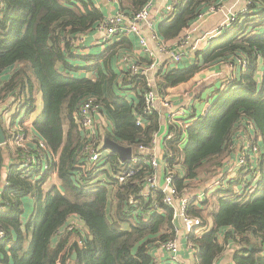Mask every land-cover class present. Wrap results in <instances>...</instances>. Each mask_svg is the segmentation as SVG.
Instances as JSON below:
<instances>
[{
    "label": "trees",
    "instance_id": "obj_1",
    "mask_svg": "<svg viewBox=\"0 0 264 264\" xmlns=\"http://www.w3.org/2000/svg\"><path fill=\"white\" fill-rule=\"evenodd\" d=\"M146 2L118 0L128 15ZM222 2L176 0L173 14L159 26L161 37H176ZM246 7L191 63L157 72V91L165 94L206 67L246 60L233 80L222 90L220 85L214 100L206 102L203 113L193 103L180 145L183 130L178 125L168 127L171 137L162 142V157L174 172L176 189L193 196L187 214L201 220L186 235L196 249L195 264H216L227 250L232 253L229 264H264V0H248ZM102 18L91 0H0V76L9 74L0 85V102L7 97L21 101L17 108L24 113L17 117L25 135H35L58 156V184L46 190L49 170L39 175L17 165L22 153L42 148L33 141L25 149H14L8 141L0 145V264H158L157 246L175 238L169 207L161 204L146 223L136 214L138 207L146 211L153 201L161 202V194L147 201L138 196L149 173L146 164L119 184L114 175L129 160L119 163L118 154L109 152L91 164L84 153L88 144L104 149V137L137 150L149 146L159 128L157 113L144 110L146 80L127 69L114 72L122 38L105 43V49L81 40L95 34ZM205 89L206 84L193 99L200 100ZM37 95L41 112L30 127L24 126ZM89 97L100 105L92 137L77 118ZM138 114L143 126L136 124ZM241 128L259 153L252 157L246 149V166L228 176L222 159ZM192 183L201 185L191 190ZM26 198L31 199V212L25 209ZM71 218L85 230L62 231Z\"/></svg>",
    "mask_w": 264,
    "mask_h": 264
},
{
    "label": "built area",
    "instance_id": "obj_2",
    "mask_svg": "<svg viewBox=\"0 0 264 264\" xmlns=\"http://www.w3.org/2000/svg\"><path fill=\"white\" fill-rule=\"evenodd\" d=\"M110 1V0H109ZM118 3V0H112ZM154 0H147L145 5L133 15H128L120 9L116 12L109 13L103 16L102 20L96 26V32L93 36V40L96 44H105L112 41L113 39H120L123 36L130 34H136L138 36V42L148 58L146 64H141L138 61H134L127 54H122L120 56L119 62L125 64V68L129 71L131 75L139 76L146 80L147 89L143 94L144 100V110L146 113L156 112L159 118V128L153 134L149 146H138L137 150L132 148L131 158L129 159L130 163L123 165V171L120 174H115V178L118 180V183H124L129 177H131L137 170L138 167L146 164L149 167V173L143 179L142 185L138 191V196L144 200L154 199L156 194H161V202L157 203L156 201L152 202L151 208L146 211H143L141 207H138V214L140 220L143 223L148 222L151 213L154 211L161 210V204L169 207L173 210L172 215V225L175 231V238L161 242L157 246L158 249L165 252L169 260L175 264H189L187 262H178L177 255L180 249V239L179 235H187L192 227L199 226L201 220L196 217H189L188 207L193 199L191 195L180 194L174 185L175 176L172 170H167V163L162 157L163 153V139L170 138L171 134L168 131V127L171 125H178L183 130L182 140L179 142V145L184 139L185 128L189 123V115L193 112V96L199 93L204 86L200 85L207 80L208 76L206 74L200 78L203 82L196 83L195 86L191 87L189 93H184L181 96V100L176 104L171 102L168 98V92L165 94H160L157 91V72L159 69H168L170 66H179L181 61L187 55V52L192 48L191 39L194 34L199 32L201 24L205 22L206 15L212 14L218 11L221 6L218 8L210 7L206 12L200 14L191 25L183 30L179 35L174 37V46L169 44L166 40L162 39L157 32L150 30L148 36L143 35L141 28L142 25H147L150 19V10ZM176 0H170V3L167 4L162 12L161 17L163 20L168 19L174 12ZM248 2L246 3L247 6ZM245 6L244 12L247 11ZM236 15L231 14L228 18L220 24L221 29L226 28L233 20H235ZM220 33V31H219ZM218 33V28L207 31L203 38L211 40L216 37ZM82 41L86 40L85 38L81 39ZM150 43L156 45V48L159 53L163 54L165 58L159 60L156 57L154 50L150 47ZM224 64L229 69V78L226 81L223 88L235 77V71L238 66H245V58H237L234 63H221ZM221 64L212 65L209 68L214 69L215 66H220ZM204 70L200 71L203 72ZM218 71H213L210 73V76L214 79H217ZM197 82V81H196ZM205 85V83H204ZM198 86L202 88L197 89ZM222 86V85H221ZM170 90V89H169ZM23 103L21 101H15L13 97H7L4 101L0 102V123H4L5 128V143L6 141L14 148H26V143L32 142L36 143L39 148L42 150L37 151L33 154H28L26 152L20 155V160L17 161L18 168L20 170H34L35 173L43 175L46 171L49 170L46 175L45 189L46 186L56 185L55 180L57 181L56 170L54 164L57 162V154L50 152L43 142L33 134L25 135L23 128L16 121L10 119L6 114L11 113L15 117L24 113L18 111L17 107H22ZM9 107V110L7 108ZM99 103L95 101L94 98L89 97L85 99L77 112V118L80 123V127L86 132L87 137H92L96 129V121L99 118ZM206 108V106H204ZM200 110L201 113L204 112L205 108ZM136 124L143 126V120L138 114L135 118ZM162 121V122H161ZM24 126L26 124L24 123ZM252 128V126H249ZM245 136V135H244ZM7 137V138H6ZM4 143V144H5ZM3 145V144H1ZM161 146L162 153L159 154L156 151V147ZM234 146L229 147L228 150H232ZM242 152L237 154L234 157V164H241L246 166L247 159L249 157L246 154V149H251L252 157H256L259 153V148L253 143L250 146L246 147V143H243ZM110 151L107 149H100L99 147H94L90 144L84 146V153L88 156V160L91 164H95L102 157H104ZM136 153H138L136 155ZM224 159V158H223ZM222 159V169L228 167V163H223ZM121 163L123 160L119 157L117 160ZM55 162V163H54ZM227 172H232L233 170L224 169ZM219 184V181L215 183V186ZM198 197V196H196ZM130 203L134 202V198L129 200ZM83 227V229H82ZM84 230V226L78 219H70L62 231H71V230ZM196 233H201L200 228L196 230ZM3 237V232L0 231V238ZM80 243V241H79ZM187 249L194 255H196V249L191 243H187Z\"/></svg>",
    "mask_w": 264,
    "mask_h": 264
},
{
    "label": "crops",
    "instance_id": "obj_3",
    "mask_svg": "<svg viewBox=\"0 0 264 264\" xmlns=\"http://www.w3.org/2000/svg\"><path fill=\"white\" fill-rule=\"evenodd\" d=\"M91 1H92L93 5L103 13V16H105V15H107L109 13H112V12H116L117 10L120 9L119 8V3H117L116 1H112V0H110V1L109 0H91ZM235 1L236 0H223V2L221 4V8L218 11H216V12H214L212 14L206 15V18H205L206 20H205V22L203 24H201L199 32L197 34H194L192 39H191V44L190 45L192 46V48H190L188 50L187 55L181 61L179 66L180 65H187V64L191 63L193 61L194 55L198 51H200L201 49L206 48V46L209 43V40L206 39V38H203V35L207 31H210V30L218 28V33H219V31L221 32V28H223V27L220 26V23H221L222 20L228 18V17H225L224 19H222L224 17V14H225L224 11H227V12L228 11H232L233 15H238V13L243 8H245L246 3H247L246 0L245 1L244 0L236 1L237 3H235ZM169 3H170V0H154L153 1L152 7H151V10H150L149 22L147 23V25H142V28H141V31H142L143 35L148 36L149 31L153 30V31L157 32L158 35L161 37V35L159 33V26H160V24H162L164 21L167 20V19L163 20L162 18H160L161 17V12H162L163 8ZM225 15H229V13L225 14ZM219 34H217V36ZM121 38H122L123 41H122V44L120 46H118L119 54H118L116 60L113 62L114 72L119 73V71H122V69H126L125 68L126 65L123 64V63L121 64V61L119 62L120 56L122 54H127L128 56L131 57L132 60L138 61L141 64H146L148 62V58L145 55V53L143 52V50L141 49V47L139 45V42H138V36L136 34H130V35H127V36H123ZM173 39L174 38L167 39L166 41L169 44L174 46L175 44H174V40ZM88 43L89 44L91 43V45H93V46H90V47H92L93 49L95 48L96 43L94 41H88ZM150 47L154 50L157 59H159L161 61V60H163L165 58V56L163 55L165 53H159L157 48H156V45H154L153 43H150ZM105 48H107V46H105L103 49H105ZM88 52L91 53L92 49L89 48ZM179 66H177V67H179ZM10 72H11V70H9V73ZM200 73H203V72L196 73L195 76L193 78H191L189 81L184 82L182 84H179V85H177V86H175L173 88H170V90L168 89V98L171 100V102L176 104L180 100V98H181V96L183 94L184 87H186V85H189L188 83L194 82L195 80L201 78V77L198 78ZM7 77H9L8 73L2 74L0 76V85H1L2 82H4L7 79ZM216 80H218V79H216ZM211 83H212V80L211 81H207L206 89L204 90L202 96L208 97L206 95V93L210 91L208 89V86ZM218 83L219 82H217L216 85H215L216 86L215 90H217V92L215 94H213V96L211 98L215 97L220 91V90L217 89ZM36 98H37V100H36V103H35V109H34L33 112H31L30 115H28L27 120L24 122L26 124V126H28V127H30V125L36 119V117L40 114L41 109H42V101H41L40 97L37 95ZM209 98L210 97H208L206 100H209ZM193 103H194L196 109L201 110L204 107V106H202V103L200 102L199 99L198 100H194L193 99ZM156 151L159 154H161L162 153L161 146H157L156 147ZM3 171H4L3 172V174H4L5 171H6V168H5V170L3 169ZM2 183H3V180L0 177V184H2ZM57 184H58V181H57ZM31 204H32L31 199H28V198L24 199L25 209H27L28 211L31 209ZM29 212H31V211H29ZM208 224H210V221L208 222ZM84 230H85V227H84ZM179 239H180V249H179V252H178V255H177L178 262H187L189 264H195L196 255L192 254L187 249L188 241L186 239V236L183 235V234H180L179 235ZM52 241L55 243V241H56L55 237L53 238ZM155 254L158 257V261H157L158 264H163L165 262H170V263L175 264L174 262H172L171 260L168 259V257L166 256L165 252H163L162 250L156 248ZM231 255H232L231 251L227 250L225 253H223V255L221 256L219 261H217L216 264H229Z\"/></svg>",
    "mask_w": 264,
    "mask_h": 264
},
{
    "label": "rangeland",
    "instance_id": "obj_4",
    "mask_svg": "<svg viewBox=\"0 0 264 264\" xmlns=\"http://www.w3.org/2000/svg\"><path fill=\"white\" fill-rule=\"evenodd\" d=\"M236 1H239V0H236ZM235 1V3H237ZM245 1V0H244ZM247 2H248V0H246ZM244 12V8L239 12V13H243ZM224 13L225 14H228L229 13V15H231V14H233V12L232 11H224ZM238 13V14H239ZM224 14V17L222 18V19H224L225 17H229V15H225ZM225 20V19H224ZM224 20H222L221 21V23H223L224 22ZM220 23V24H221ZM105 46H107V44H103V47H105ZM204 71H203V73H200V75L198 76V78L199 77H201L202 78V76H204L205 74H206V76H208V78H207V80L206 81H202L200 78L199 79H197V80H195L194 82H190V83H188L189 85H186V87H184V89H183V94L184 93H189L190 91H191V87L192 86H195L196 85V83H200V82H203V83H201L200 85H203L204 86V83L206 84L207 83V81H211L212 80V83L208 86V89L210 90L209 92H207L206 93V95L208 96V97H210L209 98V100H206L208 97H206V96H201V99H200V102L202 103V106L203 105H207L208 103H206L207 101H210L211 99H212V101L214 100L213 98H211L212 96H213V94H215L216 92H217V90H215V85H216V83L217 82H219L218 83V87H217V89L220 87V85L222 84V86L220 87V89L222 90L223 89V85H225V83H226V81L228 80V78L230 77L229 76V69L224 65V64H221L220 66H215L214 67V69H212V68H208V67H206L205 69H203ZM213 70L214 71H218V72H220V73H218V75H217V79L218 80H216V78H212L211 76H210V73H213ZM202 71V70H201ZM199 73V72H198ZM197 81V82H196ZM182 94V95H183ZM202 95H203V93H202ZM181 100V99H180ZM179 100V101H180ZM24 111V109H22L21 110V112H23ZM9 117L10 119H12V120H14V121H16L17 123L20 121V117H15L14 115H12L11 113H8V114H6L5 115V117ZM2 127L3 128H5V125H4V123H2ZM240 131L241 132H243V133H238V135H237V142L235 143V145H234V147L232 148V150H228L227 151V153L225 154V156L223 157L224 159H223V163H228V167L227 168H225V169H227V170H235L236 168H240L241 167V164L240 163H237L236 165L234 164V162H233V160H234V157L237 155V154H239V153H241L242 152V146H243V143L245 142L246 143V147L247 146H250L251 144H252V142L250 141V139L252 138V136H250L247 132H245L242 128L240 129ZM244 135H246V137L244 136ZM247 168V167H246ZM219 170H221V168L219 169ZM233 171L232 172H227V174H228V176H232V173H233ZM201 179L202 178H205V176L206 175H203V173H201ZM57 181L55 180V183H56ZM2 185H3V183L2 184H0V190H1V188H2ZM191 185H193V187H192V189L191 190H193L194 188H196V187H198L199 185H201L200 183L199 184H195V183H192ZM196 185V186H195ZM53 186V185H52ZM44 187H45V185H44ZM51 186H46V190L47 189H49ZM211 191V190H210ZM212 201V200H211ZM208 210H210V206L207 208ZM82 229H83V227H82Z\"/></svg>",
    "mask_w": 264,
    "mask_h": 264
},
{
    "label": "water",
    "instance_id": "obj_5",
    "mask_svg": "<svg viewBox=\"0 0 264 264\" xmlns=\"http://www.w3.org/2000/svg\"><path fill=\"white\" fill-rule=\"evenodd\" d=\"M87 41H92L93 40V36H88L86 38ZM201 86H198L197 89H201ZM162 122V121H161ZM5 143V134L3 131V128L1 126L0 123V145ZM102 147L104 149L109 150L110 152H115L116 154H118V156L121 158V160L126 161L129 160L131 158V151L132 148L130 146H122L120 144H118L117 142L111 140L108 137H104L103 138V144ZM76 257V253L73 252L71 259L74 260Z\"/></svg>",
    "mask_w": 264,
    "mask_h": 264
}]
</instances>
